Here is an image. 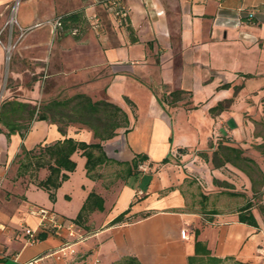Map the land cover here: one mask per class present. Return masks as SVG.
<instances>
[{"label": "crops", "instance_id": "obj_1", "mask_svg": "<svg viewBox=\"0 0 264 264\" xmlns=\"http://www.w3.org/2000/svg\"><path fill=\"white\" fill-rule=\"evenodd\" d=\"M12 2L0 0V29ZM123 2L128 9L127 25L101 0L20 1L17 18L26 31L8 65L0 45V107L13 100L34 107V113L30 118L24 108L12 114L19 124L30 122L23 136V128L9 131L0 122V264L52 260L54 250L70 240L67 219L75 217L93 190L103 196L104 210L90 217L109 213L98 222L101 229L86 245H93V253L99 252L108 262L131 254L143 264H187L198 241V248L208 249L210 256L222 259L221 264H231L227 257L260 264L257 250L264 231L255 212L258 226L238 221V210L234 217L216 222L189 209L188 175L182 169L179 174L171 161L186 159L190 150H207L214 131L228 136L226 126L233 130L243 120L244 109L238 105L264 96V92H243L245 82L255 86L257 80H264V0ZM71 12L82 13L80 33L73 36L64 30L53 35L51 23ZM93 16L102 25L99 32L90 23ZM18 31L14 26L12 40ZM3 38L8 40V32ZM180 89L186 92L176 103L164 99L165 93ZM81 93L119 105L129 124L101 142L106 161L97 167L94 178L86 174V157L80 151L73 153L76 168L51 201L47 191L27 176L17 175L18 154L22 147L29 150L64 137L99 141L84 124L70 123L62 133L57 123L36 118L41 106ZM228 99L222 110L209 111ZM137 154H145L146 159H138L133 168L131 161ZM104 168L109 169L107 174ZM46 173L40 169L38 178ZM33 206L52 211L60 232L49 222L41 228L40 216L30 212ZM127 208L132 221L108 225ZM25 228L45 232V236L30 246ZM182 228L189 231L187 239L180 235ZM86 239L73 247L85 250L79 244Z\"/></svg>", "mask_w": 264, "mask_h": 264}, {"label": "trees", "instance_id": "obj_2", "mask_svg": "<svg viewBox=\"0 0 264 264\" xmlns=\"http://www.w3.org/2000/svg\"><path fill=\"white\" fill-rule=\"evenodd\" d=\"M106 5L109 2L106 0ZM60 20L63 24L64 30H68L72 27L79 26L84 21L81 12H71L60 16ZM121 24L127 25L126 16L121 17ZM248 76L249 74H245ZM224 87L229 86L224 84ZM185 90H173L164 94V99L170 101V103H176L182 99ZM231 99L220 101L215 106L211 107L209 111L215 113L222 110L230 103ZM28 110L30 118L34 113V107H30L27 104L15 102L9 100L4 102L0 107V122L4 124L9 131L23 128L21 135L29 129L30 122H24L19 124L16 122L12 114L19 109ZM50 112L48 114L46 110ZM37 119H49L52 122L57 123L58 129L64 133L66 126L70 123H81L91 128L95 138L99 141L88 143L83 140H76L73 137H64L52 144H42L37 148L25 149L22 147L21 153L18 154V176H27L37 187L44 189L48 192L51 201L55 200V192L61 184L69 178V173L73 172L76 168V161L72 158L73 153L80 151L81 155L86 157L85 168L86 174L90 178L95 177L96 169L99 165L106 161V156L103 151L102 141L112 138L116 135L117 130L121 127H127L129 124L128 116L126 112L117 104L105 100L98 99L93 100L86 94H76L70 98L64 100L52 101L49 104L41 106V109L37 113ZM261 153H264V143L259 144ZM131 161V166L134 168L138 165L139 161L146 159L145 154H137ZM139 159V161H138ZM212 162L215 167L221 166L224 163H231L237 166L241 170L246 171L240 163L253 164L257 171L262 175L261 170L256 166L255 161L247 156H243L239 148L219 142L217 148L213 151ZM163 161H168L164 158ZM46 169L47 173L44 178H38V171L40 169ZM248 173V172H247ZM251 181L254 183V179L248 173ZM253 203L248 201L238 209V221L248 223L253 226H258L256 217L252 212ZM259 212L264 216V204L258 206ZM104 210V198L101 194L90 191L86 196L83 204L74 218H68V222H72L76 227L83 230L85 222L90 218V214L94 211ZM130 208L125 209L110 220L108 225L125 222L127 220H133L131 215H127ZM216 213V212H214ZM148 214L142 215L143 217ZM45 232L37 234L38 239L45 236ZM79 239L68 240V244H74ZM199 242L195 241L194 255L188 256L187 264H221L222 259L210 256V251L205 247L202 249L199 247ZM55 251V250H54ZM231 264H249L247 262H241L235 260L233 257L225 258ZM108 264H143L140 259L135 255H123L119 259L114 260Z\"/></svg>", "mask_w": 264, "mask_h": 264}, {"label": "rangeland", "instance_id": "obj_3", "mask_svg": "<svg viewBox=\"0 0 264 264\" xmlns=\"http://www.w3.org/2000/svg\"><path fill=\"white\" fill-rule=\"evenodd\" d=\"M245 83L244 93L264 92V87H262L264 80H257L255 86H249L248 82ZM250 100L251 98L246 99L243 101L245 103L238 105V108L244 109L243 120L239 127L233 130L231 127L226 126L228 136L223 137L218 131H214L212 137L208 140L207 150H190L187 151L188 157L186 159L179 157L177 158V163L174 160L171 162L175 164L174 168L178 170L179 174H181L182 169L188 175L187 180L190 183L185 185V191L189 209L201 211L204 218H210V220L217 222L224 217H234V213L241 206L251 201L253 203L252 210L258 217L261 230L264 231V216L258 209L260 204H264V153H261L259 149V144L264 143V96L259 101L250 102ZM138 107L139 111L143 109L142 104H139ZM219 142L239 148L243 156L255 161L262 175H260L253 164L240 163L254 179L253 183L247 172L229 162L215 167L211 158ZM196 155L198 156L196 157ZM111 167L110 170H113ZM102 172L107 174L109 169L106 170L104 168ZM201 173H207L208 177L201 175ZM103 187L100 186V189H103ZM59 204H64V201ZM108 211L96 213L88 218L84 225L87 227H83L85 234L80 229L79 232L82 234V239L85 236L87 237L86 240L79 244V246H85V250H80L78 245H76L75 248L73 247L74 251L72 253L59 259L55 255L52 260L51 258L45 260L44 264H108L117 260L113 259L108 262L101 257L99 252L93 253V250L96 249L93 245L92 247H87L86 245L87 241L90 243L94 240L95 234L99 231L98 229H101L97 228L98 222L108 215ZM66 236L72 240L68 232ZM34 244L35 242L29 245L32 246ZM259 248L260 250H257V252L260 254V264H264V240L259 244Z\"/></svg>", "mask_w": 264, "mask_h": 264}, {"label": "built area", "instance_id": "obj_4", "mask_svg": "<svg viewBox=\"0 0 264 264\" xmlns=\"http://www.w3.org/2000/svg\"><path fill=\"white\" fill-rule=\"evenodd\" d=\"M21 0H13L12 4L9 7V16L3 25V27L0 29V45L4 48L6 52V62L7 65L10 61L12 51L16 48V45L18 43V40L21 38V36L24 34L26 31L25 28L21 27L18 22L17 18V12L19 9ZM106 4V0H101ZM109 2L110 6H107L110 8L112 11L113 15L117 20H120L121 17L127 16L128 9L126 5L124 4L123 0H107ZM90 23L92 25V28L96 31L99 32L102 29V25L100 23V20L97 17H91ZM42 22L34 24V26L41 25ZM14 26L18 28V37L15 40L11 39L12 36V31ZM51 32L53 35L60 34L62 31H64L63 24L60 20V16L51 23ZM8 32V40L3 38L4 33ZM67 32L70 35L76 36L80 33V27L75 26L67 30ZM142 167V166H141ZM0 187H1V180H0ZM30 212L32 214L40 216V225L41 228H45V226L49 223H51L54 228H56V231H59L61 228V225L56 222L55 214L50 211L49 209L42 207V206H33L30 209ZM80 228L76 227L74 223L68 222L67 223V232L69 237L72 239H82V234H80ZM24 233L27 236L26 243L32 244L38 240L37 237V231L32 228H25ZM58 233V232H57ZM180 235L183 239H187L189 237V231L187 228H182L180 230ZM74 251L73 245L68 244V245H63L59 249L55 250L54 253L56 255V258L59 259L62 256H66ZM28 264H33L28 263Z\"/></svg>", "mask_w": 264, "mask_h": 264}]
</instances>
